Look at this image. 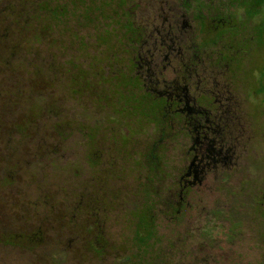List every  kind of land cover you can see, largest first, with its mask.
Listing matches in <instances>:
<instances>
[{
	"label": "rangeland",
	"instance_id": "1",
	"mask_svg": "<svg viewBox=\"0 0 264 264\" xmlns=\"http://www.w3.org/2000/svg\"><path fill=\"white\" fill-rule=\"evenodd\" d=\"M33 1L0 0V234L41 245L2 243L0 264H264V0L230 1L236 26L217 31L211 19L200 26L195 8L222 13L227 0L181 8L191 25L179 34L182 57L195 44L209 73L218 51L240 55L230 76L243 131L233 162L178 204L191 137L160 125L163 106L133 79L128 24L143 28L179 1L51 0L71 1L65 18L44 14L49 27L24 30L14 13Z\"/></svg>",
	"mask_w": 264,
	"mask_h": 264
},
{
	"label": "flooded vegetation",
	"instance_id": "2",
	"mask_svg": "<svg viewBox=\"0 0 264 264\" xmlns=\"http://www.w3.org/2000/svg\"><path fill=\"white\" fill-rule=\"evenodd\" d=\"M152 1L157 5L164 2ZM178 1V7L174 10H164V17L162 14H153L151 22L143 28H134L132 22L128 24L129 30L133 28L137 34L134 42L130 38L133 50L138 52L132 63L136 68L133 79L146 87V95L163 106L164 123L191 137L188 152L190 162L179 178L177 204L183 202L184 194L189 189L202 184L209 170H217L233 162L239 133L243 131L240 119L242 101L235 98L233 86L236 77L230 76L232 70L241 63L240 55L234 53V47L226 48L224 53L218 51L214 60L205 61L207 68L212 69L209 73L201 71L205 67L201 66L197 54L199 49L195 44L191 45L190 56L182 57L184 46L179 34L191 25L183 18L186 13L182 14L181 10L188 12L198 0ZM227 1L229 3L219 5L218 9L222 13L217 11L215 14L210 11L205 14L203 11V7L210 8L213 3L205 6L197 4L195 15L201 20L200 26L203 25V18H207L215 23L216 31L220 26L235 27L236 23L232 22L234 14L228 12L231 0ZM146 34L148 39L145 41L148 44L144 46ZM141 48H147L146 58L142 56ZM174 59L178 70L168 80L163 75ZM158 86H162L161 89ZM175 211L178 212L177 209Z\"/></svg>",
	"mask_w": 264,
	"mask_h": 264
},
{
	"label": "trees",
	"instance_id": "3",
	"mask_svg": "<svg viewBox=\"0 0 264 264\" xmlns=\"http://www.w3.org/2000/svg\"><path fill=\"white\" fill-rule=\"evenodd\" d=\"M127 1L128 0H123V3L127 2ZM231 1H233V0H231ZM234 1L237 2V0H234ZM260 1L261 0L256 1L254 8H256L257 6H260V4H261ZM50 2H51V0H37V1L34 0L33 2L26 3L20 11H18L17 13H14L17 15L15 20H16V23L18 24V26L22 27L24 30H28V29L32 28L34 26V24L39 23L40 24L39 29H46L47 27L50 26L49 23H51V22L47 23L46 25H43V22L39 17L41 15H44V14L48 15L51 12L55 13V15L58 19L57 21H62V19H64L65 15H66L65 11H66L67 5H69L71 1H69V3L66 2V3H62L60 5H56L55 7L51 6L49 4ZM238 2L243 3V0H238ZM218 3H220V5L226 4V2H224V1H222V2L219 1ZM74 5H76V4H74ZM74 9H76L75 6H74ZM246 14L248 17H252V16L256 15V14L254 15V14H250V13H246ZM160 125H164V127H165L167 124L161 123ZM158 165L159 164L154 165L153 169H152L153 171H155L156 175L158 174V171H157ZM152 192L150 194L154 195ZM151 203H152V205H151L152 206L151 218L153 219L154 215L158 214L159 211H156L153 208L152 200H151ZM173 205H174L173 203L172 204L168 203L167 207H170V209H173ZM38 238H40V237H38ZM6 239L8 242L2 241V240H6ZM11 241H13L14 243H11ZM2 243H4L5 245H13V246H20V247H22V245H24V247L29 248V249H33V248L41 245V241L34 239L33 236L21 235L16 239L13 236H9V238H8L7 236L2 235V233H1L0 234V244L2 245ZM95 250H96L97 254H101L104 252V246L103 245L99 246Z\"/></svg>",
	"mask_w": 264,
	"mask_h": 264
}]
</instances>
